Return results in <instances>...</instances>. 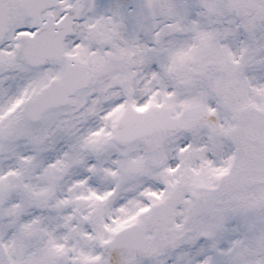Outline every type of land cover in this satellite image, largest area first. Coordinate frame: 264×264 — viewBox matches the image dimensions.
I'll return each mask as SVG.
<instances>
[{"label": "snow or ice", "instance_id": "1", "mask_svg": "<svg viewBox=\"0 0 264 264\" xmlns=\"http://www.w3.org/2000/svg\"><path fill=\"white\" fill-rule=\"evenodd\" d=\"M0 264H264V0H0Z\"/></svg>", "mask_w": 264, "mask_h": 264}]
</instances>
